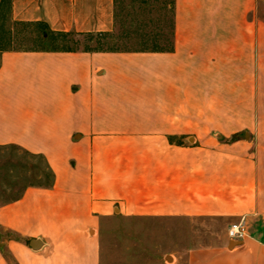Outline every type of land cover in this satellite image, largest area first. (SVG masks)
Returning <instances> with one entry per match:
<instances>
[{
	"label": "crops",
	"instance_id": "1",
	"mask_svg": "<svg viewBox=\"0 0 264 264\" xmlns=\"http://www.w3.org/2000/svg\"><path fill=\"white\" fill-rule=\"evenodd\" d=\"M113 3L9 16L105 33ZM169 4L158 50L0 51V145L50 173L0 205V264H264V0Z\"/></svg>",
	"mask_w": 264,
	"mask_h": 264
},
{
	"label": "rangeland",
	"instance_id": "2",
	"mask_svg": "<svg viewBox=\"0 0 264 264\" xmlns=\"http://www.w3.org/2000/svg\"><path fill=\"white\" fill-rule=\"evenodd\" d=\"M171 0H113L112 28L100 35L55 34L38 24L15 22L9 0H0V51L4 49L91 48L149 50L170 36ZM183 145H188L184 142ZM50 173L40 155L15 145H0V205L20 195L28 185H44Z\"/></svg>",
	"mask_w": 264,
	"mask_h": 264
},
{
	"label": "built area",
	"instance_id": "3",
	"mask_svg": "<svg viewBox=\"0 0 264 264\" xmlns=\"http://www.w3.org/2000/svg\"><path fill=\"white\" fill-rule=\"evenodd\" d=\"M227 237L230 239H239L245 234L244 221L242 218L228 224L226 229Z\"/></svg>",
	"mask_w": 264,
	"mask_h": 264
},
{
	"label": "trees",
	"instance_id": "4",
	"mask_svg": "<svg viewBox=\"0 0 264 264\" xmlns=\"http://www.w3.org/2000/svg\"><path fill=\"white\" fill-rule=\"evenodd\" d=\"M56 34H61V35H65V34H71V33H63V32H57ZM74 34V33H72ZM100 34H103V33H95V34H92V33H84V34H81V35H86V36H91V35H100ZM72 48H66V50H71ZM84 50H117V49H102L100 47H91V48H83ZM151 50H158V46H154L151 48Z\"/></svg>",
	"mask_w": 264,
	"mask_h": 264
}]
</instances>
